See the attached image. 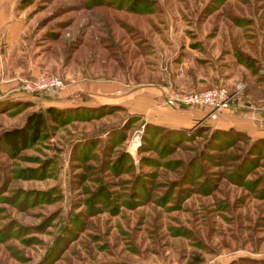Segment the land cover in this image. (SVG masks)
Returning <instances> with one entry per match:
<instances>
[{"label": "rangeland", "instance_id": "1", "mask_svg": "<svg viewBox=\"0 0 264 264\" xmlns=\"http://www.w3.org/2000/svg\"><path fill=\"white\" fill-rule=\"evenodd\" d=\"M0 17L19 23L0 32V135L42 110L13 97L40 74L237 96L229 129L102 104L16 156L0 140V264H264V0H0Z\"/></svg>", "mask_w": 264, "mask_h": 264}, {"label": "crops", "instance_id": "2", "mask_svg": "<svg viewBox=\"0 0 264 264\" xmlns=\"http://www.w3.org/2000/svg\"><path fill=\"white\" fill-rule=\"evenodd\" d=\"M3 19L0 17V32H6V37L8 39V44L11 45L16 41L17 33L19 30V23L13 21L10 24H5L1 26ZM17 89L7 91V93H14ZM167 89H137L133 90L131 87H127L118 82H88L80 81L75 84H66L64 87L56 92L55 94L49 96L46 99L43 98H34L32 99L39 100L38 108L42 110L48 107H54L58 109H69L76 107H96L101 106L102 104H117L124 108H129L130 114H139L144 115L148 118L151 114L153 119L151 124H156L160 126H170L171 128H187L190 127L193 123L201 121L208 113V109H175L166 104L165 100V91ZM21 94H14L13 97H17ZM24 96V95H23ZM25 99L27 96H24ZM27 102V100H25ZM33 102V101H32ZM34 103V102H33ZM241 103L237 102L238 109L240 108ZM260 119L264 117V107L259 109ZM233 110H228L222 112L215 121H209L205 125L212 126L215 129H229L232 127V118L231 114ZM155 115V116H154ZM157 115V116H156ZM251 119L254 118L252 114ZM143 118V119H144ZM248 120H251L246 117ZM258 119V120H260ZM247 122L245 125H253L254 129L248 128L249 131L259 132L256 127V124L253 122ZM259 123V122H258ZM165 124V125H162ZM262 125V122L260 123ZM264 125V124H263ZM238 128V129H236ZM236 130L239 127H235Z\"/></svg>", "mask_w": 264, "mask_h": 264}, {"label": "built area", "instance_id": "3", "mask_svg": "<svg viewBox=\"0 0 264 264\" xmlns=\"http://www.w3.org/2000/svg\"><path fill=\"white\" fill-rule=\"evenodd\" d=\"M64 87L61 78L53 74H40L24 81L19 88L21 95L37 98L39 95L51 96ZM236 95L222 87H215L203 91L185 93L174 89L165 91L166 104L175 109H208L202 123L215 121L219 115L230 110ZM139 142L134 144L135 147Z\"/></svg>", "mask_w": 264, "mask_h": 264}, {"label": "trees", "instance_id": "4", "mask_svg": "<svg viewBox=\"0 0 264 264\" xmlns=\"http://www.w3.org/2000/svg\"><path fill=\"white\" fill-rule=\"evenodd\" d=\"M48 97V95L37 96V98L43 99H46ZM73 110L74 109L71 108L58 109L54 107H48L44 110L31 112L27 116L22 127L6 130L0 135L1 143L3 144L7 152H9L12 156H16L21 151L38 142L42 137L43 132L50 123L55 124L56 126L65 125L68 121L66 114ZM77 110L91 111L94 109L77 108ZM90 118L93 119L94 117ZM213 134L226 135L227 133L222 131H215V133ZM236 134H238V132Z\"/></svg>", "mask_w": 264, "mask_h": 264}]
</instances>
